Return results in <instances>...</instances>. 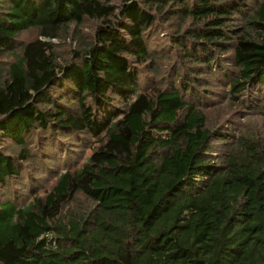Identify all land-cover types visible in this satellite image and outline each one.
<instances>
[{
  "label": "trees",
  "instance_id": "1",
  "mask_svg": "<svg viewBox=\"0 0 264 264\" xmlns=\"http://www.w3.org/2000/svg\"><path fill=\"white\" fill-rule=\"evenodd\" d=\"M1 53L0 264H264V136L232 141L203 102L264 115V0H0ZM63 139L93 144L82 164Z\"/></svg>",
  "mask_w": 264,
  "mask_h": 264
},
{
  "label": "rangeland",
  "instance_id": "2",
  "mask_svg": "<svg viewBox=\"0 0 264 264\" xmlns=\"http://www.w3.org/2000/svg\"><path fill=\"white\" fill-rule=\"evenodd\" d=\"M176 21V20H175ZM174 21V22H175ZM164 24L160 26L156 35L153 36L152 41H155L159 45L168 43V33L174 31V28L177 24ZM99 23L96 20H86L84 23L83 31L85 35H92L94 27ZM36 36V30L30 29L19 34V39L23 42H27L30 39ZM18 51V50H17ZM60 52L67 55L68 47H62ZM174 54V52H173ZM167 57L165 62L157 63V68L154 70H148L147 72L143 70L139 82L140 88L147 83L148 91H151L153 87L160 86L164 87L166 78L168 75V70L164 67H168L171 62L176 58L175 55ZM13 58L12 54L1 53L0 54V66H3L5 63H8ZM223 86L214 85L209 88L211 94H208V97L203 102L206 104L205 112L207 115L208 126L212 129L223 126L224 129H228L230 132H233L232 141H235L238 135L244 133L252 137L264 136V115L260 113V106H254L251 109H248L245 105L236 104L237 102L225 98L223 93ZM239 102V101H238ZM64 142H69L73 149V163L75 166L82 164L86 158L90 155L92 151V145L86 147L80 142H72L69 139H63ZM229 140H217L213 143V157H218L223 155L226 148L224 147L228 144ZM15 148V147H13ZM39 182L38 185L41 186L40 193L42 194L45 189L50 188L54 179H48L46 175L38 174ZM24 180L20 185H23ZM69 207L73 208L76 211H82L88 206V201L84 197H80L78 201L71 202L68 204ZM64 207L63 213L66 211Z\"/></svg>",
  "mask_w": 264,
  "mask_h": 264
}]
</instances>
